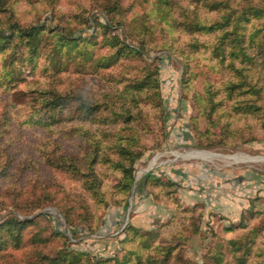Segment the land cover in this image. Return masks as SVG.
I'll list each match as a JSON object with an SVG mask.
<instances>
[{
	"label": "rangeland",
	"instance_id": "374dc122",
	"mask_svg": "<svg viewBox=\"0 0 264 264\" xmlns=\"http://www.w3.org/2000/svg\"><path fill=\"white\" fill-rule=\"evenodd\" d=\"M0 29V264H264V0H0Z\"/></svg>",
	"mask_w": 264,
	"mask_h": 264
},
{
	"label": "bare ground",
	"instance_id": "6f19581e",
	"mask_svg": "<svg viewBox=\"0 0 264 264\" xmlns=\"http://www.w3.org/2000/svg\"><path fill=\"white\" fill-rule=\"evenodd\" d=\"M187 154H191V155H195L197 154L199 157H204V158H209V159H218L220 157H216L214 155H212V153H210L209 151H195V152H190V153H187ZM221 160H227V158H220ZM231 159H240L242 160L243 162L245 161H252V159L248 158L245 154H233L231 156ZM156 162H151L149 164L150 167H152L153 165H155ZM141 172V171H140Z\"/></svg>",
	"mask_w": 264,
	"mask_h": 264
},
{
	"label": "trees",
	"instance_id": "16d2710c",
	"mask_svg": "<svg viewBox=\"0 0 264 264\" xmlns=\"http://www.w3.org/2000/svg\"><path fill=\"white\" fill-rule=\"evenodd\" d=\"M36 28H37V26H32L31 28H29V30L28 31H32V32H30L29 34H28V36H30V37H34V35H35V33L33 32L34 30H36ZM2 31H4L3 29H0V33L2 32ZM79 31H77L75 34H77ZM75 34H72L73 35V39L75 38ZM0 37H1V34H0ZM73 231H74V229H72Z\"/></svg>",
	"mask_w": 264,
	"mask_h": 264
},
{
	"label": "water",
	"instance_id": "95a60500",
	"mask_svg": "<svg viewBox=\"0 0 264 264\" xmlns=\"http://www.w3.org/2000/svg\"><path fill=\"white\" fill-rule=\"evenodd\" d=\"M132 193H133V190H132V192H131V197H130L131 199H132Z\"/></svg>",
	"mask_w": 264,
	"mask_h": 264
}]
</instances>
